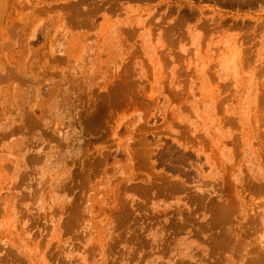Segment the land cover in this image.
Here are the masks:
<instances>
[{
  "label": "rangeland",
  "instance_id": "1",
  "mask_svg": "<svg viewBox=\"0 0 264 264\" xmlns=\"http://www.w3.org/2000/svg\"><path fill=\"white\" fill-rule=\"evenodd\" d=\"M0 264H264V0H0Z\"/></svg>",
  "mask_w": 264,
  "mask_h": 264
}]
</instances>
